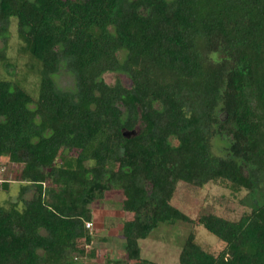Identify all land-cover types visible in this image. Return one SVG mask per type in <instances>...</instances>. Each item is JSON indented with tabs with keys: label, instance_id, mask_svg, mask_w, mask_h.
Segmentation results:
<instances>
[{
	"label": "trees",
	"instance_id": "16d2710c",
	"mask_svg": "<svg viewBox=\"0 0 264 264\" xmlns=\"http://www.w3.org/2000/svg\"><path fill=\"white\" fill-rule=\"evenodd\" d=\"M12 18L41 69L37 96L0 78V168L22 165L18 201L0 206V264H84L75 242H92L91 205L112 189L133 216L126 259L107 264L147 263L140 239L192 221L171 201L178 182L215 179L247 189L251 210L201 216L226 245L214 254L191 231L180 264H264V0H0L3 39ZM116 70L131 84L104 79Z\"/></svg>",
	"mask_w": 264,
	"mask_h": 264
},
{
	"label": "rangeland",
	"instance_id": "374dc122",
	"mask_svg": "<svg viewBox=\"0 0 264 264\" xmlns=\"http://www.w3.org/2000/svg\"><path fill=\"white\" fill-rule=\"evenodd\" d=\"M8 38L0 37V48L5 51L6 58L0 61V78H7L20 82L33 95L37 96L40 80V64L36 63L32 56L24 49V43L17 32V20L12 18L8 31ZM125 52H120V57H125ZM104 79L114 84L117 81L130 85L128 75L120 70L107 71ZM56 81L62 88L74 87V76L63 69ZM213 150L217 154H227L228 138L223 135L212 139ZM21 164L7 162L0 168V183L9 180L11 186L7 189L0 184V206H7L11 202L18 201L20 195V182L15 179V173L21 168ZM34 189H28L24 193L25 198L33 195ZM248 195L245 188L237 189L231 181L215 179L202 187L192 183L180 181L177 184L172 203L188 214L192 221H177L176 223H162L150 232L148 237L139 240L140 255L143 264H180V252L185 238L191 231H195L196 239L203 247L218 254L224 249L226 243L208 231L199 218L210 212H216L221 216L237 220L251 207L244 202ZM125 192L118 189L106 191L103 198L95 200L91 207L94 220L89 228L92 234V242L87 243L84 237H79L75 245L86 248V253L79 257L84 264H107L108 260L126 259V239L123 235V224L126 219L133 216L123 207ZM130 264H135L131 263ZM137 264H140L137 263Z\"/></svg>",
	"mask_w": 264,
	"mask_h": 264
},
{
	"label": "built area",
	"instance_id": "2783aa9c",
	"mask_svg": "<svg viewBox=\"0 0 264 264\" xmlns=\"http://www.w3.org/2000/svg\"><path fill=\"white\" fill-rule=\"evenodd\" d=\"M92 226V222H87V227H91Z\"/></svg>",
	"mask_w": 264,
	"mask_h": 264
}]
</instances>
